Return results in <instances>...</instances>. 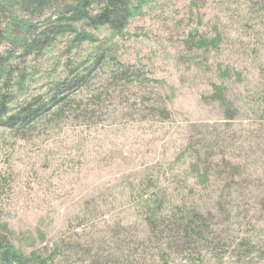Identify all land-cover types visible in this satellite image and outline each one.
<instances>
[{
	"label": "rangeland",
	"instance_id": "374dc122",
	"mask_svg": "<svg viewBox=\"0 0 264 264\" xmlns=\"http://www.w3.org/2000/svg\"><path fill=\"white\" fill-rule=\"evenodd\" d=\"M28 5L0 7V63L7 68L0 89L8 102L0 117V226L17 252L45 256L79 225L107 237L117 223L142 226L129 201L147 176L156 188L150 193L212 199L213 187L199 186L190 160L180 158L190 139L213 141L215 156L240 168L219 178L253 182L264 198V0H136L122 31L96 27L95 5L91 16H77L75 0ZM11 15L12 37L33 47L53 32L49 42L31 53L27 43L4 37ZM101 49L109 60L96 69ZM84 71L89 84L63 86L72 104L54 107L55 83ZM40 99L34 121L8 124ZM244 209L243 222L250 219L232 233L253 241L251 254L208 264H264V215Z\"/></svg>",
	"mask_w": 264,
	"mask_h": 264
},
{
	"label": "trees",
	"instance_id": "16d2710c",
	"mask_svg": "<svg viewBox=\"0 0 264 264\" xmlns=\"http://www.w3.org/2000/svg\"><path fill=\"white\" fill-rule=\"evenodd\" d=\"M55 1L57 0H0V7L11 12V8L16 4L28 2L30 9L36 10L42 2L53 4ZM135 2L136 0H75L72 11L77 16L84 14L91 16L89 8L95 5L98 12L91 20L96 27L122 31L128 24ZM9 17L12 22L5 26L4 31L2 30L4 37L15 39L16 43H27V50L29 49L31 53L37 52L40 45L43 46L44 43L49 42L51 38L49 34L53 32L45 33V39L42 41H33L34 48L24 37H12L13 25L17 21L14 16ZM59 22H62V19ZM21 24L24 31L31 27L26 23L18 22V25ZM76 36L77 39H86V35L77 34ZM193 41L194 38L189 40V43ZM201 43L206 42L201 41ZM101 51L102 49L96 52L98 56L94 55L93 65L96 69L109 60L106 54H101ZM6 71L7 68L1 62L0 73L6 74ZM127 73L129 72L123 71L122 75H128ZM12 76L8 74V84L12 83ZM88 77L84 71L76 77L68 75V80L55 83L54 107L58 109L63 103L72 104V95H67L68 90H65L63 86L86 87L90 81ZM21 78L23 81L26 80L24 73ZM217 91L220 92L221 89L217 88ZM42 100L34 102L37 107L26 105L22 111L10 116L7 120L8 124L15 129L20 123L28 125L34 121L32 120L34 115L38 112L42 114L41 108L45 103H42ZM7 106L8 102L6 98H3L0 89V117L7 113ZM53 113L55 114V110ZM192 142V139L188 140L189 146L181 151L180 158L187 156L186 158L190 160L188 170L199 186L213 187L212 194L216 196L212 199L205 200L203 195L193 199L184 195L179 197L174 194L178 190L173 192L159 189L150 193V189L156 190V188L149 185L153 176H147L140 184L132 186L138 194L133 195L129 201L130 208L138 213L142 221L140 227L143 229L134 223H117L107 237L97 236L99 234L89 232L79 225L76 232L71 227L67 238L53 244L51 246L53 250H43L45 256L34 253L26 256L14 249L7 228L0 226V264H55L57 258L62 260L58 264H75L80 261L84 262L81 264H208L228 254L236 259L246 258L251 254L250 249L254 248L253 241L247 238H236L232 231L234 228L241 230L250 219V217L246 221L244 219L243 222L244 208H247L249 212L255 210L260 216L264 215V201H262L264 198L253 193V182L235 181V178L231 181L219 178L223 175H234L240 168L239 165L220 161L214 154L213 141L205 144ZM192 145L196 146L192 148ZM207 145L209 148L206 150H198L201 146ZM192 194L196 195V191ZM247 224L251 226V222ZM81 229L82 232H80ZM255 248L257 250L256 246ZM74 257L76 258L72 259Z\"/></svg>",
	"mask_w": 264,
	"mask_h": 264
}]
</instances>
